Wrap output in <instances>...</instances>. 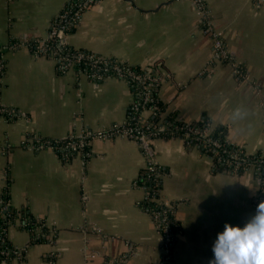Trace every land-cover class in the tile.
<instances>
[{
    "label": "crops",
    "instance_id": "1",
    "mask_svg": "<svg viewBox=\"0 0 264 264\" xmlns=\"http://www.w3.org/2000/svg\"><path fill=\"white\" fill-rule=\"evenodd\" d=\"M68 1L0 0V106L19 111H0V201L7 188L20 217L6 236L27 248L22 258L0 257V264H157L165 251L145 206L147 159L135 140L100 135L126 121L135 99L131 87L116 76L96 82L74 67L61 69L26 44L46 40ZM203 2L253 83L230 63L212 62L211 34L194 0H100L68 41L129 64L161 61L158 95L169 111L187 121L206 115L213 125H227L231 141L262 151L264 0ZM13 40L21 45L8 47ZM237 107L246 115L234 121ZM82 130L95 134L90 156L68 158L34 146L38 137L63 139ZM154 145L164 169L162 193L176 202L179 227L167 264H209L225 224L244 227L256 213L254 168L215 170L208 154L179 137L158 138ZM40 234L44 240H33Z\"/></svg>",
    "mask_w": 264,
    "mask_h": 264
},
{
    "label": "built area",
    "instance_id": "2",
    "mask_svg": "<svg viewBox=\"0 0 264 264\" xmlns=\"http://www.w3.org/2000/svg\"><path fill=\"white\" fill-rule=\"evenodd\" d=\"M100 0H73L70 1L71 5L65 6V8L58 14V19L51 24V30H49L48 37L46 38L51 44L37 45L35 53L38 55L51 54L58 60L61 69L69 68V66L79 67L78 64L84 62L89 71L87 74L94 81H100L110 76H116L125 80L129 85L139 84L148 89L146 93H143L142 100L134 99L133 105L136 108V113L131 116L135 120V124H125L129 120V115L124 123H114L113 126L100 133L101 136H126L135 140L141 147L146 159L147 170L141 185L146 190V208L151 212L154 222L161 234L162 247L164 249V256L159 264H167L172 256L173 244L176 240L178 230L174 228L178 226L176 218V202L169 199L162 194V174L163 166L156 159V149L154 146V139L161 136L163 132H167L170 127L162 120H158L156 124L151 125L149 130H145L143 125L148 123V116L150 114L157 115V106L147 105V101L150 99L152 89H156L157 82L161 75H158V70L153 69L151 66H145V73H139L131 68L130 65L125 66L122 64L123 60L118 58L113 59L110 55H99L94 51H86L83 49H72L67 40V29L73 25H78L83 13L93 7ZM197 8L199 9L202 18L206 22V30L211 34L212 38V62L223 61L230 63L234 72L244 81L253 83L249 72L244 66L239 64L231 55L227 44L224 40L221 30H217L214 25L212 15L207 10L203 0H194ZM111 58V59H110ZM113 59V60H112ZM79 71H81L78 68ZM112 72V74H108ZM163 76V75H162ZM256 88H260L259 83H254ZM0 111H4L9 115L18 116L19 111L14 107H1ZM149 113L147 115L146 113ZM139 121V123L136 121ZM181 133L173 135V137H179L183 139L188 145L191 144L192 139H200L205 137L201 142L203 146L209 149L215 147L220 154L218 160L224 159V152L228 153V158L225 159L226 164L232 166V170L237 172L240 167H244L247 170L250 167L254 168L256 177L259 181L260 187L258 194L254 198V208L256 211L257 205L264 201V150L257 156H254L253 152L245 151H230L226 148H222V143L212 138L209 127H197L186 123L185 126H181ZM176 132V131H171ZM95 134L91 130H82V132L66 138H36L34 140V146L41 148L49 146L59 150V152L65 156L70 157L75 154H81L84 157L90 156L92 151L90 149V138ZM243 153V154H242ZM0 215L3 218L0 224V230L3 232L2 239L0 241V255L4 258L10 257H23L26 251V246L13 245L8 241L6 236V228L10 222L20 217V214L13 212V207L10 204L9 198L2 197L0 201ZM22 217V216H21ZM40 236H45L40 234ZM39 236V237H40ZM120 264V263H118Z\"/></svg>",
    "mask_w": 264,
    "mask_h": 264
},
{
    "label": "trees",
    "instance_id": "3",
    "mask_svg": "<svg viewBox=\"0 0 264 264\" xmlns=\"http://www.w3.org/2000/svg\"><path fill=\"white\" fill-rule=\"evenodd\" d=\"M70 1L73 2V0H69L68 2H66L64 4V7L61 9V11L65 8V6H68V5H71L72 3H70ZM60 11V12H61ZM58 15L53 19L52 23L55 22V20L58 19ZM78 25H73L71 26L69 29H67V32L68 33H72L76 28H77ZM52 27H50V30H51ZM44 44V43H47V44H51V42H49V40H43V41H40V40H34L32 42H27V44L29 45V47L31 48L32 51H35L37 45H40V44ZM21 45V43L19 41H16V40H13L9 43V46L10 48H18L19 46ZM72 49H74L75 47L72 46L71 44L69 45ZM74 47V48H73ZM86 51H93V50H90V49H87L85 48ZM97 53V52H96ZM99 55H102L100 53H98V56ZM110 57H114V56H110ZM111 59V58H110ZM113 59L116 60V57H114ZM112 59V60H113ZM2 63H5L4 59H2V50H0V64H1V71L4 72L5 71V66L2 64ZM124 66L125 64L126 65H130L132 69H134L135 71L139 72V73H145V67L142 66V65H139V64H129L127 62H123L122 63ZM161 64V65H160ZM160 65V66H159ZM78 68L81 70L80 72H86L89 71V69H87L88 67L86 66V64H84V62H81L78 64ZM163 67V64L161 61H156L155 63H153L151 65V67L154 69H157L158 67ZM108 74H112V72H108ZM134 93V97L135 99H139V100H142L141 96L143 93H146L148 91L147 88H145L144 86L139 85V84H132L129 85ZM151 91V96H150V99L147 101V105H156L157 106V109H158V114L157 115H154V114H150L148 116V120L149 122L148 123H145L143 125V128L145 130H149L151 128V125L152 123L153 124H156V122L158 120H162L163 122L167 123L168 126L170 127V129L167 131V132H163L161 134L162 137H166V138H170V137H173V135L176 136V134H179L181 133V129L180 127L181 126H185L186 123H190V125H194V126H197V127H201V128H204V127H209L210 128V133L209 135L214 138V139H217L219 140L221 143H222V148H226L227 150H230V151H239V152H245L246 151V148L236 142H233L231 141L229 138H228V127L227 125L225 124H217V125H213L211 120L206 116H202L200 117L199 119H196V120H193V121H187L183 118H181L179 115H178V112L173 110V111H169L168 110V106L166 104V102H164L162 99L159 98V95L158 93L152 89L150 90ZM127 113L128 115L130 116L129 117V120L128 122H126L125 124H135V120H133L131 118L132 115H134L136 113V108L133 104H131L129 107H128V110H127ZM136 121L139 123V121L136 119ZM176 131V132H171V131ZM204 136L201 137L200 139H192L191 140V144L193 146H197L198 148H200V150L206 154H208L212 160H213V164H214V169L215 170H221V171H232V166L230 164H226L225 163V159L228 158V153L227 152H224L223 154V157L224 159L222 161L218 160V157L220 156V154L217 152L216 148L213 147L211 149H209L208 147H205L202 145V141L204 140ZM263 151V150H262ZM262 151H256V152H253L254 156H257L259 155ZM243 154V153H242ZM164 170V169H163ZM245 171V168L244 167H240L237 171V173H240V172H243ZM146 176V174L144 173V177ZM144 179V178H143ZM2 197L4 198H8L9 197V193H8V189L5 188L3 190V193H2ZM13 212L15 214L16 209L13 207ZM3 220V218L1 217L0 215V224H1V221ZM175 230H178L179 227L176 226L174 228ZM2 236H3V232L0 230V241L2 239ZM34 239L33 240H36V241H39V240H44L45 238H42V237H37L34 235L33 237ZM39 238V239H38ZM0 257H3L2 255H0Z\"/></svg>",
    "mask_w": 264,
    "mask_h": 264
},
{
    "label": "clouds",
    "instance_id": "4",
    "mask_svg": "<svg viewBox=\"0 0 264 264\" xmlns=\"http://www.w3.org/2000/svg\"><path fill=\"white\" fill-rule=\"evenodd\" d=\"M246 111L237 107L232 119L241 120ZM214 259L209 264H264V201L244 227L226 223L213 246Z\"/></svg>",
    "mask_w": 264,
    "mask_h": 264
},
{
    "label": "rangeland",
    "instance_id": "5",
    "mask_svg": "<svg viewBox=\"0 0 264 264\" xmlns=\"http://www.w3.org/2000/svg\"><path fill=\"white\" fill-rule=\"evenodd\" d=\"M87 11V10H86ZM85 13V12H84ZM83 13V14H84ZM82 17H83V15H82ZM82 19V18H81ZM81 21V20H80ZM80 23V22H79ZM70 33H68L67 34V40H68V35H69ZM27 44V43H26ZM68 44L70 45V43H69V41H68ZM28 45V44H27ZM73 46V45H72ZM74 48V47H73ZM75 48H78V47H75ZM74 48V49H75ZM79 49H83V50H86L85 48H80L79 47ZM32 52H34V51H32ZM34 54H36L35 52H34ZM36 55H38V54H36ZM46 55H49L50 57H52V58H54L55 60H56V62H57V66L59 67V68H61L60 66H59V63H58V60H57V58L55 57V56H53V55H51V54H46ZM103 55V54H102ZM38 56H40V55H38ZM117 58V57H116ZM161 65V64H160ZM159 65V66H160ZM70 67H74V68H76V70L78 71V72H80L79 70H78V68L77 67H75V66H69V68ZM66 69H68V68H66ZM65 69V70H66ZM164 68L161 66L160 68L158 67L157 68V72H158V75H161V78H159V80H158V82H157V84H156V86H157V88L155 89V91L158 93L159 92V88H160V85L162 84V82H163V80H164V75L162 76V70H163ZM83 72V71H82ZM85 73H87V72H85ZM90 77V76H89ZM97 82V81H96ZM131 104H133V102L131 103ZM147 115H149V113L147 112L146 113ZM158 138H166V137H162V136H160V137H158ZM158 138H156V139H158ZM171 138V137H170ZM156 139H154V140H156ZM155 146V145H154ZM191 146H193V145H191ZM197 147V146H196ZM230 172H235V171H230ZM237 173V172H236ZM161 187H162V184H161ZM162 189V188H161ZM163 194V193H162ZM164 195V194H163ZM168 263V262H167ZM116 264V263H115ZM149 264H153V263H149ZM157 264H159V263H157Z\"/></svg>",
    "mask_w": 264,
    "mask_h": 264
}]
</instances>
